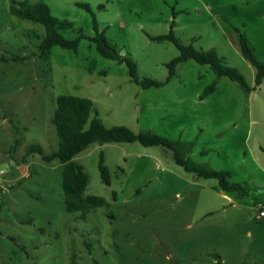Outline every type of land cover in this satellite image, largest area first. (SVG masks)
I'll return each instance as SVG.
<instances>
[{
  "label": "rangeland",
  "instance_id": "rangeland-1",
  "mask_svg": "<svg viewBox=\"0 0 264 264\" xmlns=\"http://www.w3.org/2000/svg\"><path fill=\"white\" fill-rule=\"evenodd\" d=\"M23 2L71 22L59 33L82 35L77 51L56 46L42 59L45 28L11 13ZM173 21L178 39L215 49L252 91L193 60L165 86L143 89L90 41L102 33L140 79L162 82L179 51L150 37L167 35ZM240 35L264 62V0H0V264H264V87H255ZM65 95L93 101L107 127L193 143V162L228 172L248 194L186 172L162 146L94 143L75 161L89 176L84 196L105 204L69 212L60 161L27 153L58 152L52 118ZM28 164L25 179L17 165Z\"/></svg>",
  "mask_w": 264,
  "mask_h": 264
},
{
  "label": "trees",
  "instance_id": "trees-1",
  "mask_svg": "<svg viewBox=\"0 0 264 264\" xmlns=\"http://www.w3.org/2000/svg\"><path fill=\"white\" fill-rule=\"evenodd\" d=\"M83 9L90 11L88 5H80ZM11 13L16 17L45 28V37L40 44V56L47 59L53 47L77 51L82 35L74 40L63 37L59 31L73 28V24L66 20H59L53 17L49 8L42 3L30 4L23 2L19 7H12ZM174 21L167 35L150 37L154 41H169L179 51V56L167 64L168 77L165 81H156L149 78L140 79L136 63L125 56L111 44L105 36L99 33L90 41L96 44L98 53L106 59L123 63L129 69L131 79L143 89L160 88L168 84L176 75V68L179 64L193 60L200 65H208L217 77H227L237 82L246 92H251L242 74L235 68L229 67L218 55L215 49L198 50L193 44H184L174 34ZM95 29L97 27L95 24ZM240 46L244 57L256 69L255 87L259 88L264 80V62L259 61L254 50L249 46L244 35H240ZM216 91V82L212 83L204 92V96ZM202 96V97H204ZM52 123L56 128L59 140V150L52 155H45L42 148L32 146L27 153H37L45 162L58 159L62 164V188L65 197V204L69 212H89L102 207L105 201L101 197H85V191L89 184V176L84 168L75 161V158L94 143H134L138 142L144 147L162 146L173 153L175 163L181 166L186 172L192 173L200 178L215 179L219 187L227 193L238 192L240 197L248 194L247 190L238 183L230 181V174L225 171H216L204 168L193 162L188 154L193 150V143H185L180 140H169L163 136L150 132L136 133L125 126L107 127L98 117L93 101L87 98L71 95L61 96L57 99ZM99 170L105 184H110L109 173L104 166L103 159L99 163ZM216 264H222L217 262Z\"/></svg>",
  "mask_w": 264,
  "mask_h": 264
},
{
  "label": "crops",
  "instance_id": "crops-1",
  "mask_svg": "<svg viewBox=\"0 0 264 264\" xmlns=\"http://www.w3.org/2000/svg\"><path fill=\"white\" fill-rule=\"evenodd\" d=\"M239 45H240V38H239ZM240 48H241V46H240ZM241 51H242V49H241ZM242 54H243V52H242ZM249 62V61H248ZM251 65V64H250ZM253 67V66H252ZM253 73H254V75H255V77H256V69L255 68H253ZM261 87H264V80H263V83L261 84V86H260V88ZM28 169H29V164L28 165H26V166H23V165H17V171L16 172H19V171H21L22 172V177L23 178H25V179H28L29 178V172H28ZM13 178V180H14V176L12 177ZM18 180V179H17Z\"/></svg>",
  "mask_w": 264,
  "mask_h": 264
},
{
  "label": "built area",
  "instance_id": "built-area-1",
  "mask_svg": "<svg viewBox=\"0 0 264 264\" xmlns=\"http://www.w3.org/2000/svg\"><path fill=\"white\" fill-rule=\"evenodd\" d=\"M264 218V210H260L258 214V219Z\"/></svg>",
  "mask_w": 264,
  "mask_h": 264
}]
</instances>
